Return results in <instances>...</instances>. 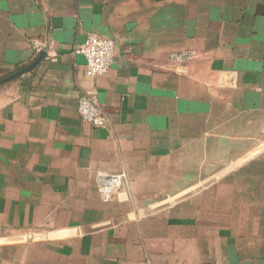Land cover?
Segmentation results:
<instances>
[{
    "label": "crops",
    "instance_id": "0c3cea01",
    "mask_svg": "<svg viewBox=\"0 0 264 264\" xmlns=\"http://www.w3.org/2000/svg\"><path fill=\"white\" fill-rule=\"evenodd\" d=\"M91 32L117 49L96 77ZM0 264H264V0H0Z\"/></svg>",
    "mask_w": 264,
    "mask_h": 264
},
{
    "label": "built area",
    "instance_id": "2783aa9c",
    "mask_svg": "<svg viewBox=\"0 0 264 264\" xmlns=\"http://www.w3.org/2000/svg\"><path fill=\"white\" fill-rule=\"evenodd\" d=\"M33 50L40 52L44 45L43 42L36 39L32 42ZM116 42L112 38L100 35L97 32H91L85 42L76 49L77 54H82L86 60V75L96 77L107 74L113 66L116 58ZM192 57L189 51L173 53L172 61L183 63ZM77 110L82 120L94 127L107 128L109 120L100 105L95 94L84 92L81 94ZM107 184L99 187V193L104 202H109L115 195H124L125 173L117 170L105 175Z\"/></svg>",
    "mask_w": 264,
    "mask_h": 264
},
{
    "label": "rangeland",
    "instance_id": "374dc122",
    "mask_svg": "<svg viewBox=\"0 0 264 264\" xmlns=\"http://www.w3.org/2000/svg\"><path fill=\"white\" fill-rule=\"evenodd\" d=\"M231 164V163H230ZM228 164L227 166H221V167H215V166H212V167H205V166H199L197 165L196 167V174H197V179H200L202 180L201 182H197L195 184V189H200L203 187V185H205V181L208 180L210 178V176H213V175H216V174H219V173H222L226 170H231L229 171L228 173H231L233 171H236L239 168L243 167L244 165H235V166H232ZM126 175V174H125ZM209 175V176H207ZM206 177V178H205ZM126 179V177H125ZM205 179V180H204ZM194 189V188H193ZM180 194V193H179ZM201 198H199L200 200ZM158 202H153L152 205H166L169 203V200L168 199H162V200H157ZM171 202V201H170ZM201 205H202V201H201Z\"/></svg>",
    "mask_w": 264,
    "mask_h": 264
},
{
    "label": "water",
    "instance_id": "95a60500",
    "mask_svg": "<svg viewBox=\"0 0 264 264\" xmlns=\"http://www.w3.org/2000/svg\"><path fill=\"white\" fill-rule=\"evenodd\" d=\"M46 54H47V53H46V50H42V51L40 52L38 58H37V59H36L31 65L27 66L26 68H24V69H22V70H19V71L15 72L14 74H11L10 76H7L6 78H4V79L2 80V82L9 81V80H11V79H13V78H16V77H18L19 75H21V74L27 72V71L32 70L34 67L37 66V64L40 63V61L46 56Z\"/></svg>",
    "mask_w": 264,
    "mask_h": 264
}]
</instances>
